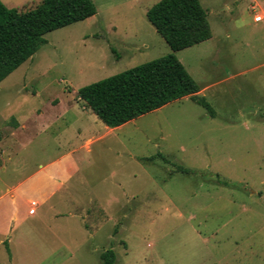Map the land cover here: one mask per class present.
<instances>
[{
  "label": "rangeland",
  "instance_id": "1",
  "mask_svg": "<svg viewBox=\"0 0 264 264\" xmlns=\"http://www.w3.org/2000/svg\"><path fill=\"white\" fill-rule=\"evenodd\" d=\"M2 1L25 11L41 0ZM93 1L97 14L48 33L0 83V196L65 148L39 136V114L171 53L147 17L161 0ZM200 1L213 36L176 55L215 117L185 97L124 124L85 153L67 214L49 200L38 223L24 201L1 198L0 264H101L111 248L116 264H264V0ZM20 120L24 138L11 136ZM18 192L39 201L35 180Z\"/></svg>",
  "mask_w": 264,
  "mask_h": 264
},
{
  "label": "trees",
  "instance_id": "2",
  "mask_svg": "<svg viewBox=\"0 0 264 264\" xmlns=\"http://www.w3.org/2000/svg\"><path fill=\"white\" fill-rule=\"evenodd\" d=\"M95 14L97 7L93 0H41L25 11L9 8L0 0V83L39 51L48 33ZM147 17L171 53L83 86L77 92L78 97L111 128L185 97L215 117L212 105L198 95L200 85L176 55L213 36L208 12L201 1L161 0L147 11ZM160 157L164 158L162 154ZM178 168L190 172L183 166ZM100 258L101 264L117 261L112 248Z\"/></svg>",
  "mask_w": 264,
  "mask_h": 264
},
{
  "label": "crops",
  "instance_id": "3",
  "mask_svg": "<svg viewBox=\"0 0 264 264\" xmlns=\"http://www.w3.org/2000/svg\"><path fill=\"white\" fill-rule=\"evenodd\" d=\"M89 109L86 102L78 97L77 103L75 105H66L63 113L58 112V109L52 106L51 114H39V136L53 132L55 134L54 139H62L65 143V148L55 156L40 162L32 173L24 176L17 183L8 186L6 191L0 196V199L9 196L15 201L19 198L29 206V211L33 208L32 203L35 202L34 213L30 214L28 211L26 216L38 223L39 212L42 211L43 205L49 200L55 201L53 207L55 217L67 214L62 213L61 210L68 209L71 206L70 202L74 201L73 195L76 191L72 188L71 183L75 175L79 174L84 167V161L87 160L85 153H92V146L101 143L123 126L108 127ZM34 124L38 126L37 121ZM16 126L12 130L11 136L18 135L24 138L26 136L24 134L27 131L30 132L27 123L21 120ZM29 135L30 133L27 134V137ZM4 140L2 139L0 144ZM80 153L82 155L78 157L77 154ZM4 154L3 148L2 150L0 148V168L7 170L8 166L5 163L3 164ZM32 180L36 181L39 201H35L30 197H23V194L18 192L19 187ZM81 201L84 202L83 210L89 212L87 208L90 207L93 199L82 197ZM56 212L58 213L55 214ZM68 214H73V212L70 211ZM4 235L3 239L0 240V245L5 244Z\"/></svg>",
  "mask_w": 264,
  "mask_h": 264
},
{
  "label": "built area",
  "instance_id": "4",
  "mask_svg": "<svg viewBox=\"0 0 264 264\" xmlns=\"http://www.w3.org/2000/svg\"><path fill=\"white\" fill-rule=\"evenodd\" d=\"M252 9L253 10H255L256 9V6H252ZM263 19H264V17H263V15L262 14H257L256 16H255V21L256 22H261V21H263ZM36 206V203L35 202H33L32 203V209H30V214H33L34 213V210H35V207Z\"/></svg>",
  "mask_w": 264,
  "mask_h": 264
}]
</instances>
